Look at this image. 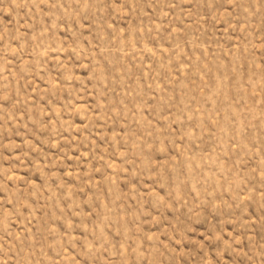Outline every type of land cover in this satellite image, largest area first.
I'll use <instances>...</instances> for the list:
<instances>
[{
  "label": "rangeland",
  "instance_id": "rangeland-1",
  "mask_svg": "<svg viewBox=\"0 0 264 264\" xmlns=\"http://www.w3.org/2000/svg\"><path fill=\"white\" fill-rule=\"evenodd\" d=\"M0 264H264V0H0Z\"/></svg>",
  "mask_w": 264,
  "mask_h": 264
}]
</instances>
